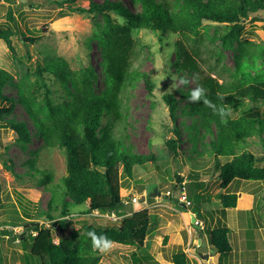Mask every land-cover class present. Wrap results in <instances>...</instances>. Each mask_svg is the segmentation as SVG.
I'll list each match as a JSON object with an SVG mask.
<instances>
[{"label":"trees","instance_id":"trees-1","mask_svg":"<svg viewBox=\"0 0 264 264\" xmlns=\"http://www.w3.org/2000/svg\"><path fill=\"white\" fill-rule=\"evenodd\" d=\"M46 2L50 6L58 7L61 15L89 12L94 17L102 16L103 22H96L97 28L87 37L86 44L90 48L91 42L96 41L99 46L107 88L101 93L96 92L98 74L94 65L71 69L61 56L42 52L43 63L38 62L34 70L36 80L46 85L47 73H52L64 84L66 97H71L68 100L53 102L47 88L45 102L42 104L37 102L31 90L32 84L25 79L15 83L14 73L0 66V99L10 102L9 105L0 106V118L4 119L5 115L9 116L14 112L16 103L3 94V88L7 83L15 84L18 86L21 103L43 137L44 146L51 149L58 147L65 153L66 174L51 186L48 212L44 213L46 219L29 218L21 222L26 228V233L18 234L11 230L10 237L13 240L22 237L23 241L26 236L31 237L30 250L25 253L29 264L34 261L40 264H99L100 255L92 250L88 236L81 244L76 242L66 229L61 228L62 234L56 243L53 229L45 224L50 221L61 225L70 223L72 215L76 214L69 208L70 201L77 205L86 203V208H79L81 214L96 211L123 216L122 223L115 227L90 223L86 226L87 233L95 231L118 244L135 247L149 245V242H144L146 226L150 220L148 210H132L130 214L124 211V208L131 204V197L120 194V176L124 174L131 178L135 165H141L151 159L156 160V156L152 152H134L114 127L118 122L125 128L123 110H127L126 95L133 81L144 78L148 87L151 86L150 93L153 88L154 83L149 73L141 72L134 66V56L139 55L143 46L137 35L141 30L157 34L162 48L158 49L163 60L162 68L168 76L172 74L185 81V87L188 81L185 73L193 76L196 85H202L206 89V97L217 105L223 104L231 108L248 98L256 106L252 111L238 117L228 115L226 122H222L221 118L213 114L202 102H189L192 87L165 90L161 100L168 107L174 122L171 127L174 136L165 139L169 152L178 158L183 150L182 131L178 129L176 113L180 108V100H185L188 107L182 112L187 116L198 113L200 118L192 120L187 132V137L192 143L189 149L194 152L189 156L192 155L194 159L204 156L205 150L202 146L199 147V144H204L203 130H206L211 135L208 140L210 151L207 152L214 153V169L219 172L224 186L236 179H264V69H255L254 62L259 58L260 62L264 63V45L243 37L247 23L259 19L250 15L264 8V0H130L132 7L123 0H84L77 5V0ZM14 3L16 4L8 5L6 19L8 17L15 27L8 25L9 29L0 28V39L9 45L10 34H16L18 30L16 11L20 5H38L32 0H14ZM133 7L137 10L132 9ZM205 22L224 25L222 28H215L213 36L220 39L222 48L234 53V69L229 80L220 81L211 71L201 67L202 59L195 44L201 41V29L205 30ZM20 33L23 40H35L33 35L26 34L25 31L20 30ZM172 51L175 54L173 60L169 57ZM68 83L74 87L73 91ZM218 94L223 96V100L218 99ZM104 120L105 126L99 129ZM10 126L17 133V138L28 139L30 132L25 122L14 124L11 121ZM251 137H257L262 146L258 155L248 148V139ZM219 155H231L232 158L221 164ZM0 157L3 164L12 169L13 164L7 163L9 154L3 153ZM175 173L176 188L186 190L187 187L189 192L207 190L208 182L201 180L199 169L189 170L186 176L179 171ZM51 175V172L44 173L36 181L44 183L45 180L51 179ZM1 191L0 186V208H5L7 204H3ZM185 193L186 198L191 200L187 191ZM218 197L224 208L236 206V192H221ZM191 206L194 209L195 204L192 202ZM52 210L55 212H50ZM203 213L209 212L200 209L195 217L198 218ZM5 222L13 223V226L19 225L11 219L3 220L0 225H6ZM198 228L200 231L206 230L205 226L198 225ZM229 231L227 225L220 224L209 228L206 233L209 248L217 252L221 259L223 254L232 250ZM172 260L174 264H189L183 250L174 252Z\"/></svg>","mask_w":264,"mask_h":264},{"label":"rangeland","instance_id":"rangeland-1","mask_svg":"<svg viewBox=\"0 0 264 264\" xmlns=\"http://www.w3.org/2000/svg\"><path fill=\"white\" fill-rule=\"evenodd\" d=\"M83 1L77 0L75 5ZM123 1L132 7L130 0ZM32 2L38 5L35 7L20 5L16 11L18 30L16 34H10V45L0 39V66L14 73L15 83L25 79L32 84L31 90L37 102L42 104L45 102L47 88L50 90L49 95L53 102L71 98L66 97L64 84L60 83V78H56L52 73H47L46 85L36 80L34 70L38 62L43 63L42 52H52L61 56L71 69L88 64L94 65L98 74L95 90L97 93L103 92L107 88V84L102 72V56L99 46L96 41L91 42L90 48L86 44L87 37L97 28L96 22H103L102 16L94 17L89 12H71L61 15V10L48 5L46 0H32ZM12 4H16L14 0H8V2L0 0V28L9 29V26H13L10 19L8 17L6 19L8 5ZM132 9L137 10L134 7ZM250 16H257L259 19L250 20L247 23L243 37L264 45V8ZM118 20L123 21L122 19ZM223 26L221 23L205 22V30L201 29V41L195 44L202 59L201 67L211 71L220 81L229 80L234 69L233 51L222 48L220 39L213 36L215 28ZM20 30L33 35L35 40H23ZM28 30L32 32L30 33ZM137 35L143 46L139 55L134 56V66L141 72L149 73L154 83L152 94L150 93L151 86L148 87L144 78L133 81L126 95L127 110H123L125 128L118 122L114 124V127L124 138L125 144L130 145L134 152L143 154L152 152L156 156V160L151 159L141 165H135L131 178L124 174L120 176V194L131 197V204L126 206L124 211L130 214L132 210L145 208L148 210L150 220L146 226L144 242L145 244L149 242V245L135 247L134 245L112 242L111 251L97 252L100 255L99 264H174L172 255L178 250H183L186 253L189 264H208V257L212 253H217L213 252L208 245L206 233L209 228L220 224L227 225L230 228L229 237L232 245L237 246L238 244V234L235 232L237 227L235 217L237 216L233 215L232 210L221 205L218 193L228 192L231 189L239 197L241 193L237 190L243 191L244 199L239 201L238 207H244L246 200L259 191L260 198L257 199L260 201L257 200V202L259 201V208H261L264 206V179H240L237 187L235 183L229 187L224 186L219 172L214 169L215 155L207 152L210 151L208 140L211 135L206 130H203L205 133L204 144H199V147L202 146V149L205 150L204 156L197 157L196 155L197 159L192 158V155L189 156L194 152L189 149L192 143L187 137V132L192 120L200 118L198 113L187 116L182 112L184 108L188 107L185 100H180V108L176 113L177 126L182 131L181 146L183 150L180 151L178 158L169 152L165 139L174 136V131L171 129L174 122L168 107L161 100V95L165 90H176L177 87L190 86L193 89L197 86L196 81L193 76L185 73L188 79L185 87L177 76L172 74L168 76L165 69L162 68L163 60L158 52V49L162 48L157 34L141 30ZM169 57L172 60L175 59L173 51ZM254 62L255 69L260 67L264 69V63H261L259 58ZM168 67L170 68V65ZM171 70L174 71V69ZM253 72L254 70H252ZM68 85L73 91L74 87L69 83ZM3 94L16 104L12 114L5 115L4 119L0 118V154L8 153L7 163L13 164L12 169H9L3 164L0 157L1 199L3 204H7V207L0 208V223L3 220L10 221L11 219L19 225L13 226V223L5 222L6 225H0V227L13 228L18 234H21L27 232L26 228L20 224L21 222L29 220V218L33 220L46 219L44 213L48 212L47 203L52 192L51 186L59 182L61 176L66 174L65 153L58 147L51 149L44 146L43 137L19 99L17 85L7 83L3 88ZM3 104L9 105L10 102L0 99V106ZM255 107V103L246 98L243 99V103L232 106L229 115L238 117L245 112L252 111ZM11 121L14 124L22 121L27 124L30 132L27 140L16 137L17 133L10 126ZM103 126H105V120L98 128L101 129ZM248 141V148L258 155L262 148L258 138L251 137ZM218 158L221 164L230 160V157H224V155L218 156ZM194 168L200 170L201 180L208 182L207 190L189 192L187 187L186 190L176 188L174 185L177 184L175 172L179 171L186 176L188 171ZM35 170H39V172H35ZM48 172L52 174L51 179L46 178L44 183L36 181L38 177ZM185 191L191 200L187 197L185 201ZM153 192L156 193L152 195ZM192 202L195 204L194 209L191 206ZM86 207V203L77 205L70 201V210L76 212L75 215H72L70 223L67 225L52 221L45 223L53 229L56 242H59L62 234L61 228L66 229L76 242L83 244L87 239L86 226L88 224L97 223L115 227L122 223L123 216L119 214H101L96 211H90L87 214L79 213V208ZM236 207L234 206L233 209H237ZM200 209H206L209 213H203L197 218L195 217L196 212ZM58 212L57 210L56 213L58 214ZM235 213L236 211H234ZM257 215L261 220H264L261 209ZM198 225L205 226L206 230L200 231ZM21 238L13 240L10 236H0V264H29L25 253L30 250L31 237L26 236L23 241ZM256 249H260V246H257ZM262 253L263 250H260L258 254ZM230 254L231 252L223 254L222 258H227ZM257 259L258 256L251 258V263L255 264ZM260 262L264 264L263 259ZM33 264L40 263L34 261Z\"/></svg>","mask_w":264,"mask_h":264},{"label":"crops","instance_id":"crops-1","mask_svg":"<svg viewBox=\"0 0 264 264\" xmlns=\"http://www.w3.org/2000/svg\"><path fill=\"white\" fill-rule=\"evenodd\" d=\"M223 156V155H219ZM230 157L232 158L231 155H224V157ZM229 161V160H227ZM240 180V179H239ZM239 180H233L231 181L227 187H229L232 183L237 184L240 183ZM253 180V179H251ZM233 191V190H229ZM235 192V191H233ZM237 192L241 193V196L237 194V203H236V208L233 209L234 207H228V209L233 211V215L237 216L235 217V221L237 223V227L235 229V232L238 234V244L232 245V250L231 254L227 258H219L218 253H212L208 257V262L209 263H220V264H253L251 263V258L257 257V262L255 264H261V260H264V220H261L260 217L257 215L259 209L262 211V215L264 216V206H261L259 208V191H257L256 195L253 194L249 199L246 200V203L244 204V207H238L239 201L242 200L243 196V191L237 190ZM256 196V199H255ZM239 198V199H238ZM244 199V198H243ZM257 200H259L257 202ZM246 205H248L246 207ZM227 210V209H226ZM256 210V211H254ZM234 211L236 213L234 214ZM231 240V239H230ZM257 246H260V249H256ZM260 250H263L262 254H258ZM242 253V255H239ZM257 253V254H256ZM260 260V261H259ZM208 263V264H209Z\"/></svg>","mask_w":264,"mask_h":264},{"label":"clouds","instance_id":"clouds-1","mask_svg":"<svg viewBox=\"0 0 264 264\" xmlns=\"http://www.w3.org/2000/svg\"><path fill=\"white\" fill-rule=\"evenodd\" d=\"M198 78V77H197ZM181 84L185 83V81L181 80ZM189 102L191 103H199L202 102L206 107L210 108L213 112V114L218 115L221 118L222 122H226L225 118L230 113V108H228L226 105L220 104L217 105L210 101L206 97V89L202 85H197L191 90L190 96H189ZM218 99L223 100V96L218 94ZM0 229H8L0 227ZM10 231V234H0V236H10L13 232H16L13 228L8 229ZM87 236L91 240V248L93 251L100 252V253H107L111 251L112 248V241L106 236V235H98L95 231H89L87 233ZM54 242H56L54 240ZM58 243V242H56Z\"/></svg>","mask_w":264,"mask_h":264},{"label":"water","instance_id":"water-1","mask_svg":"<svg viewBox=\"0 0 264 264\" xmlns=\"http://www.w3.org/2000/svg\"><path fill=\"white\" fill-rule=\"evenodd\" d=\"M22 1H27V0H22ZM156 192H153L152 195H154ZM194 219V217H193ZM192 219V220H193ZM0 234L4 235V234H10V231L8 229H0Z\"/></svg>","mask_w":264,"mask_h":264},{"label":"built area","instance_id":"built-area-1","mask_svg":"<svg viewBox=\"0 0 264 264\" xmlns=\"http://www.w3.org/2000/svg\"><path fill=\"white\" fill-rule=\"evenodd\" d=\"M185 195V194H184ZM185 201L187 200L186 196H184Z\"/></svg>","mask_w":264,"mask_h":264}]
</instances>
